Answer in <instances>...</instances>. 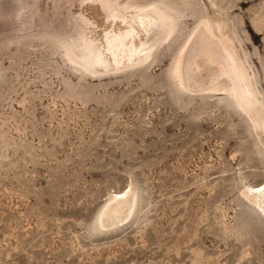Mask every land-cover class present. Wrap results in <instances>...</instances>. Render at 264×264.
<instances>
[{
  "label": "rangeland",
  "instance_id": "rangeland-1",
  "mask_svg": "<svg viewBox=\"0 0 264 264\" xmlns=\"http://www.w3.org/2000/svg\"><path fill=\"white\" fill-rule=\"evenodd\" d=\"M118 3L169 33L144 60L90 71L67 43L104 29L111 3L0 0V264H264V193L245 196L264 186V130L210 84L209 61L231 47L262 123L264 0ZM128 189L130 214L107 209Z\"/></svg>",
  "mask_w": 264,
  "mask_h": 264
},
{
  "label": "bare ground",
  "instance_id": "bare-ground-1",
  "mask_svg": "<svg viewBox=\"0 0 264 264\" xmlns=\"http://www.w3.org/2000/svg\"><path fill=\"white\" fill-rule=\"evenodd\" d=\"M104 1L113 5L112 6L110 4L112 8L111 11L109 10L110 13L108 14V25L104 29L101 28V30L98 31V34L92 36V38H87L86 44L84 43V45H82V47L77 50L73 47L71 40H69L67 43L69 48L68 51H70V53H68L71 54L70 56H72L74 60L84 65L88 70L92 69L93 71H99V69H101L105 71L111 68L117 69L119 67L144 60L147 57V54H149L148 51L151 46L157 40L161 39L162 36L169 33V20L162 14L151 10L148 7L130 8L120 5L118 0H102V2ZM115 13H117V15L121 14L120 17H114ZM153 27H156V31L152 37L147 39L146 36ZM210 33L214 35L213 31H210ZM212 43L213 41H208V45H211ZM230 48L225 44L224 48H222V51L213 56H209V61L211 63L219 64L218 73L214 74L213 80L210 84L216 87L218 90L225 91L229 93V95L232 94L235 100H237L238 104L243 107L248 112V114L250 113L254 121V126L256 125L258 128L264 130V116L262 119L263 122L261 123L257 120L255 115L256 112H260L261 105H259L256 94L251 88L249 80L250 77L246 72V69H243L241 66H239L238 61L231 52L232 49L230 50ZM186 59L187 55L182 54L177 66V77L179 81L181 80L183 83L187 81L188 77L191 75V72L194 70L192 62L190 60L188 62ZM194 60L196 61L195 58ZM248 189L249 190L245 196L250 200L255 197L253 194L252 197L250 193H264V186H259V188L249 187ZM242 192L244 194L245 191ZM134 200V191L132 189H128L124 193H121V195L111 198L107 209L111 207L116 208V206L121 205L125 207L128 211V214H130V212H132L131 210L134 205ZM259 201L264 204V194L259 199ZM121 208L122 207H120V210ZM107 209L103 211L100 217V222L102 225L104 221H106L104 218Z\"/></svg>",
  "mask_w": 264,
  "mask_h": 264
}]
</instances>
